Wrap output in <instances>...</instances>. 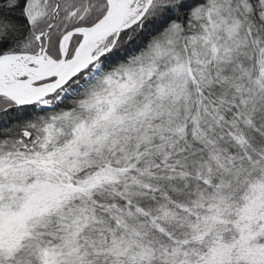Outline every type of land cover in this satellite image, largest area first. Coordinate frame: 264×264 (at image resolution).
I'll return each instance as SVG.
<instances>
[{
	"label": "snow or ice",
	"instance_id": "obj_1",
	"mask_svg": "<svg viewBox=\"0 0 264 264\" xmlns=\"http://www.w3.org/2000/svg\"><path fill=\"white\" fill-rule=\"evenodd\" d=\"M0 264H264V0H0Z\"/></svg>",
	"mask_w": 264,
	"mask_h": 264
}]
</instances>
